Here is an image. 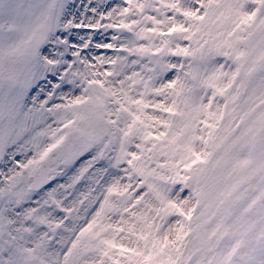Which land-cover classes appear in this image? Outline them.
I'll return each instance as SVG.
<instances>
[{
	"label": "snow or ice",
	"instance_id": "6c2138e0",
	"mask_svg": "<svg viewBox=\"0 0 264 264\" xmlns=\"http://www.w3.org/2000/svg\"><path fill=\"white\" fill-rule=\"evenodd\" d=\"M0 264H264V0H0Z\"/></svg>",
	"mask_w": 264,
	"mask_h": 264
}]
</instances>
